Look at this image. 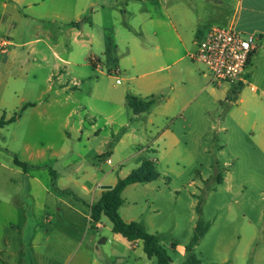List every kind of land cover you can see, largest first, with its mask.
<instances>
[{
	"label": "crops",
	"instance_id": "1",
	"mask_svg": "<svg viewBox=\"0 0 264 264\" xmlns=\"http://www.w3.org/2000/svg\"><path fill=\"white\" fill-rule=\"evenodd\" d=\"M148 1L0 0V93L19 94L21 104L27 106L15 122L0 127V130L21 126L33 118L37 128L50 134L46 126L56 119L63 121L60 148L49 144L50 139L46 137L37 148L26 146L27 157L23 158L0 145V151H6L10 157L8 162L0 158V217L5 216L4 220L0 218V224H3L2 230L9 232L3 235L0 230V264H70L72 259L84 264H154L156 260L146 256L141 241L132 243L113 232V223L108 217L103 216L97 224L90 218L91 207L107 188L116 186L138 170L144 161H152L159 178L162 175L158 168L164 154L158 159L142 158L138 145L144 140L143 136L137 129L121 136L118 115L124 108L130 109L135 120L145 121L146 128L158 126L163 119L167 127L154 143L170 136V144L178 145L180 140L170 129L172 120L184 118L183 110L202 93L219 101L227 94L216 98L218 91L215 88L209 83L202 86L196 71L183 66V62L191 58L188 46L196 48L197 42L212 27L235 28L245 36H255L256 49L248 68L251 66L256 70L260 67L264 73V0H165L160 23L175 30L176 47L167 45V53L157 56L147 53L141 46L142 53L137 57L129 47L118 65L129 73L131 68L158 67L157 63L170 62L153 71L167 73L162 79L145 83L147 92L133 85L130 90L134 91L135 97L154 96L166 85L172 90L184 86L183 92L193 91L194 95L189 96L188 92L177 99H165L167 112L160 118L154 108L162 97L150 110L136 114L126 102V92L121 100L112 99L113 102L105 104L111 114L106 128L100 129L99 123L88 119L90 111L83 103L88 102L92 92L87 89L84 97L80 94L85 87L89 88L93 73L105 74V60L109 54L120 52L121 35L127 36L125 30L146 31L153 22L145 5ZM136 10L142 20L139 26L134 24ZM185 32H188L187 38ZM182 48L184 54L180 53ZM112 70L107 68L108 73ZM126 80L132 82L133 78ZM252 89L256 92L258 114L252 116L249 109L238 115L232 112V116L235 119L239 116L237 121L242 129L256 131L257 134L251 137L260 142L259 149L264 152V81L260 88L253 86ZM24 93L30 94L33 100ZM171 106L176 109L169 114ZM20 111L5 105L0 119L8 121ZM150 135L153 137V132ZM26 137L27 134L24 139ZM125 141L131 143L130 150L120 155L118 152ZM14 157L29 163L30 169L24 171L15 166ZM157 180L136 183L124 190V203L119 213L125 222H139L147 230L141 216H132L138 202L129 200L128 196L137 191L164 192L154 185ZM223 182L230 184L231 181L224 176ZM144 201L147 206L152 204L146 195ZM259 220L264 221V212ZM249 222L246 219V224ZM92 232L98 235L99 242L94 234L89 238ZM257 236L258 231L254 232L252 240ZM107 247L110 256L100 261L98 257ZM90 252L98 257L90 258Z\"/></svg>",
	"mask_w": 264,
	"mask_h": 264
},
{
	"label": "rangeland",
	"instance_id": "2",
	"mask_svg": "<svg viewBox=\"0 0 264 264\" xmlns=\"http://www.w3.org/2000/svg\"><path fill=\"white\" fill-rule=\"evenodd\" d=\"M164 2L165 0H150L145 3L151 12L153 22L149 23L146 31L125 30L127 36L121 35L120 52H115L114 55L108 53L105 74L93 73V81L88 84L89 88L85 87L80 94L84 97L87 89L92 92L88 102L83 103L87 104L85 108L90 111L88 119L93 123H99L100 129L106 128L111 114L105 107L106 103L113 102L112 99L121 100L126 92L135 97L134 91L130 90L133 85L138 90L147 92L148 90L144 88L145 83L153 79H162L166 75L167 71L157 73L153 71L160 65L170 63L167 61L157 63L158 67L142 66L134 69L123 62L124 66L131 68L129 73H125L118 65V62L125 58L129 47L136 57L142 53L141 46L146 48L147 53L157 56L167 53V45L176 47L175 30L170 25L160 23V16L164 13L162 10ZM136 7L140 8L139 5ZM138 13V10L133 13L136 26L142 24ZM178 30L180 33L183 32L181 29ZM185 36L188 37V32H185ZM196 50L197 47L188 46L191 55ZM180 53L184 54L185 50L182 48ZM183 66H189L193 72L196 71L202 86L209 83L215 88L218 91L216 98L223 97L225 92L227 94L219 101L209 97L207 93H202L183 110L184 118L177 117L172 120L171 132L180 140L175 147L170 144V136L158 143H154V140L167 127L165 120H160L167 112L164 108L165 99H177L183 93H188L189 90L183 92L184 86L172 90L166 85L159 93H154L159 100L162 97L161 105L158 104L154 108V113L160 117L158 126L146 128L145 121L135 120L133 112L127 108L118 115V121L122 125L121 136L133 129L139 130V134L143 136L144 140L138 145V151H142V158L158 159L164 154L158 168L162 174L161 178L154 183L164 192L137 191L128 196L129 200L138 202L132 216H141L140 219L145 222L148 232L158 235L174 264H184L191 254L195 255L201 264H264V221L259 220L260 214L264 212V152L259 149L260 142L251 137L252 134H257L256 131L242 129L237 121L239 116L236 119L232 116V112L238 115L249 109L252 116L258 114L256 92L252 88L253 86L260 88L263 85L264 73L260 67L254 70L250 66L241 92L232 96L231 92L237 89L239 84L224 83L218 86V82L213 80L207 67L191 58L185 60ZM108 67L113 68L112 72H107ZM118 69L121 73H118ZM144 74L148 75L144 78ZM127 77H132L133 81H127ZM117 80L120 82L117 83ZM187 86L189 87L188 81ZM24 95L33 100L30 94ZM188 95L193 96V91ZM21 98L19 94L14 95L12 92L6 95L0 93V114L5 105L13 111L17 108L19 111L22 110L25 103L21 104ZM175 109L176 106H171L169 114L174 113ZM36 124V119L30 118L21 126L13 125L11 128L0 130V145L23 158L27 157L26 146L37 148L43 144L46 137L50 139L49 144L56 148L61 147L63 121L56 119L47 125L46 129L51 132L50 134L37 128ZM150 132H153V137ZM130 146L131 143L125 141L118 153L120 155L128 153ZM8 155L6 151L5 153L0 151L2 160L8 162L10 158ZM224 176L230 179V184L223 182ZM145 195L151 200L152 204L149 206L144 201ZM0 218L4 220L5 216ZM246 219L251 223L246 224ZM0 225L3 235L7 234L8 231L1 229L3 224ZM256 231L258 236L252 240ZM92 234L96 235L99 242L96 233L92 232L89 238ZM196 236L200 237L197 241ZM173 244H176L175 248L172 247ZM188 248L192 252L189 253ZM102 251L101 257L92 252L88 255L90 258L98 257L102 261L110 256L108 247ZM70 264L84 262L72 259Z\"/></svg>",
	"mask_w": 264,
	"mask_h": 264
},
{
	"label": "trees",
	"instance_id": "3",
	"mask_svg": "<svg viewBox=\"0 0 264 264\" xmlns=\"http://www.w3.org/2000/svg\"><path fill=\"white\" fill-rule=\"evenodd\" d=\"M251 59L249 61V64ZM243 88V83L238 85V90L233 89L231 92L232 96H236ZM158 98L155 96L147 98H138L128 95L126 97V102L136 114L146 112L150 110L157 102ZM25 106L18 114L13 118L6 121L0 119V127L12 124L22 115V112L26 110ZM14 165L22 168L24 171L30 169V165L24 161H21L18 157H14ZM160 174L157 171L155 164L152 161H144L142 166L132 172L128 177L119 181V183L114 187H108L103 193L100 200L91 207L90 218L92 223L97 224L101 221L103 216L108 217L113 223V232L116 234H121L129 242L135 243L141 241L143 244V250L149 259H155L156 264H173V260L168 253L166 247L161 244L160 239L150 234L146 228L139 222H125L120 216L119 209L124 203L122 194L124 190L136 183H148L159 179ZM200 237L196 236V241ZM173 248L176 244L172 245ZM189 253L192 252L191 249L187 250ZM184 264H201L200 260L196 258L195 255H189Z\"/></svg>",
	"mask_w": 264,
	"mask_h": 264
},
{
	"label": "built area",
	"instance_id": "4",
	"mask_svg": "<svg viewBox=\"0 0 264 264\" xmlns=\"http://www.w3.org/2000/svg\"><path fill=\"white\" fill-rule=\"evenodd\" d=\"M255 49V36H245L235 28L212 27L197 42V50L191 59L203 63L218 86L224 83L238 85L245 81Z\"/></svg>",
	"mask_w": 264,
	"mask_h": 264
}]
</instances>
